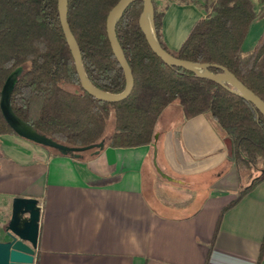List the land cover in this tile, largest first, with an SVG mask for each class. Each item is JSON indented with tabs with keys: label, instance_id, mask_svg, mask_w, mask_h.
Wrapping results in <instances>:
<instances>
[{
	"label": "trees",
	"instance_id": "obj_1",
	"mask_svg": "<svg viewBox=\"0 0 264 264\" xmlns=\"http://www.w3.org/2000/svg\"><path fill=\"white\" fill-rule=\"evenodd\" d=\"M118 1L68 0V20L86 73L96 86L110 92H120L126 86L124 69L107 32L108 14ZM174 1H196L207 11L194 22L177 50L167 45L163 34V17ZM153 3L155 30L166 50L181 58L210 63L213 70H221L218 65H223L264 99V29L248 53L242 50L257 17L253 0ZM142 8V0L132 1L117 22L116 33L135 83L126 98L109 102L82 87L58 0H0V97L8 75L23 65L12 94L15 111L41 132L75 146L101 140L111 114L115 122L107 145L120 147L153 143L158 117L172 102L180 104L186 117L209 114L232 141L233 162L240 177L250 170L251 182L223 207L222 216L264 179V114L229 87L166 63L152 49L140 26ZM6 132L16 133L0 107V134ZM40 145L62 154L57 148ZM255 168L261 174L254 176ZM263 255L264 240L257 264Z\"/></svg>",
	"mask_w": 264,
	"mask_h": 264
},
{
	"label": "crops",
	"instance_id": "obj_2",
	"mask_svg": "<svg viewBox=\"0 0 264 264\" xmlns=\"http://www.w3.org/2000/svg\"><path fill=\"white\" fill-rule=\"evenodd\" d=\"M205 14L199 2H172L163 17L167 45L179 49ZM172 123L160 167L175 180L157 170L153 143L109 146L112 132L102 138L99 153L89 149L81 157L51 153L14 133L0 134V239L13 198L36 197L41 217L34 264H257L264 240V179L222 216L237 196L233 191L195 193L187 200L158 191L159 174L191 187L183 175L198 173L205 164L214 169L228 159V169H237L231 139L209 114L183 113ZM223 178L219 172L214 181ZM189 202L196 205L182 211Z\"/></svg>",
	"mask_w": 264,
	"mask_h": 264
},
{
	"label": "water",
	"instance_id": "obj_3",
	"mask_svg": "<svg viewBox=\"0 0 264 264\" xmlns=\"http://www.w3.org/2000/svg\"><path fill=\"white\" fill-rule=\"evenodd\" d=\"M134 0H119L110 10L107 17V32L113 51L121 63L125 76L126 86L120 92H110L96 86L88 77L82 57V51L78 40L73 33L68 20V0H58L60 19L67 41L70 45L75 59L76 69L80 76L82 87L97 98L109 102L119 101L126 98L134 87V74L130 63L125 55L123 47L116 33V25L124 10ZM143 8L140 13L139 23L146 38L155 51L166 63L185 67L196 75L207 77L229 87L232 91L239 93L251 102L264 114V99L253 89L247 86L232 71L223 65H218L221 70L211 69L212 64L207 62H196L190 59L175 56L166 50L160 43L154 25V3L153 0H142ZM23 65L16 67L7 77L1 91L0 107L4 118L20 136L33 142L57 148L63 154H72L81 157L82 152L94 149L99 153L105 146V140L83 146H75L60 141L52 136L41 132L31 122L21 117L12 105V94L15 85L23 71ZM228 83L232 87L228 86ZM158 134H155L157 139ZM154 144V163L157 170L165 177L175 180L174 177L163 171L157 161V144ZM232 157L234 154L232 151ZM41 206L36 197L15 196L12 200V213L4 229V239H0V264H34L35 250L38 245L40 228Z\"/></svg>",
	"mask_w": 264,
	"mask_h": 264
},
{
	"label": "rangeland",
	"instance_id": "obj_4",
	"mask_svg": "<svg viewBox=\"0 0 264 264\" xmlns=\"http://www.w3.org/2000/svg\"><path fill=\"white\" fill-rule=\"evenodd\" d=\"M209 2H212L208 0ZM255 8L257 11V17L254 19V21L251 23L249 31L247 36L245 37V40L242 45V50L243 53H248L256 44L257 40L261 36V33L264 29V4L262 2H258L255 0L254 2ZM173 108H166L162 112V118H159L156 122V132L155 134H158V143H157V160L159 163V166L162 164L163 165V157H164V152L166 151L165 148V143H167L168 138L166 137V134L172 130L174 124L172 123L174 118L177 116H183V111L180 106V104L175 101L171 104ZM168 109H172V112ZM114 115L111 114L110 118L107 121L105 130H104V137L108 136L113 128H114ZM158 127L160 129H158ZM161 131V133H160ZM6 133H13V132H6ZM16 137L22 138L19 134L14 133ZM2 139V136L0 137ZM26 139L25 141H31L27 138H22ZM33 145H40L35 142H32ZM41 146V145H40ZM44 147V146H42ZM191 157H188L190 159ZM215 159H210L216 160ZM209 160V161H210ZM194 161V163H207L206 159L202 160H197V159H190V162ZM228 163L229 160L225 159V162L219 166L218 168L210 169L206 166H203L201 168V171L198 173H187L184 174V178L188 181H192L194 186H186L182 185L178 182H173L170 180H167L163 176L159 174L158 182L155 184L154 188H157L158 191L164 192L167 195L171 193V195H176L179 200H187L188 198L191 197V195L195 193H200V194H206L208 192H212L213 190L216 192H221L222 190H227V191H233L235 194H238L239 190L243 187L246 186L251 182L250 178V170L246 169L244 171V177H240L238 169L234 168V170H229L228 169ZM164 166V165H163ZM195 171V170H193ZM219 172H223L224 178L219 180L218 182H215L214 180H217L219 178ZM253 174L254 176H257L258 174H261L260 169H253ZM146 184H147V189L150 187V180L148 178V175L145 177ZM177 187V188H175ZM179 189V190H177ZM149 191V190H148ZM149 196L150 198L154 201V199L151 197V191H149ZM155 202V201H154ZM194 205H196V202H189L185 206V208L182 209V211H190L193 209Z\"/></svg>",
	"mask_w": 264,
	"mask_h": 264
}]
</instances>
